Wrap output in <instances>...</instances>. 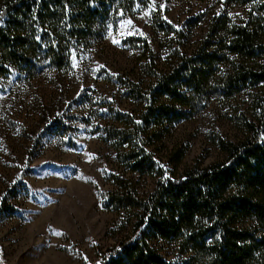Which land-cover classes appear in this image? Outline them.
I'll list each match as a JSON object with an SVG mask.
<instances>
[{
	"label": "trees",
	"instance_id": "1",
	"mask_svg": "<svg viewBox=\"0 0 264 264\" xmlns=\"http://www.w3.org/2000/svg\"><path fill=\"white\" fill-rule=\"evenodd\" d=\"M138 1L0 0V77L30 79L46 64L68 68L75 52ZM225 3L244 14L213 12L190 52L158 62L149 41L130 37L126 44L141 48L138 69L107 75L130 107L101 101V119L90 132L110 152L102 204L130 228L94 264H264V0ZM153 23L165 34L174 31L157 16ZM248 90L254 118L239 141L218 140L221 160L178 171V153L173 170L160 163L157 152L176 123L212 97ZM57 127L62 134L70 128ZM161 241L175 243L185 257L165 258Z\"/></svg>",
	"mask_w": 264,
	"mask_h": 264
},
{
	"label": "rangeland",
	"instance_id": "2",
	"mask_svg": "<svg viewBox=\"0 0 264 264\" xmlns=\"http://www.w3.org/2000/svg\"><path fill=\"white\" fill-rule=\"evenodd\" d=\"M225 4L139 0L101 38L75 52L68 68L46 64L30 79L0 77V264H94L128 232L126 217L102 204L101 193L110 187V152L90 132L101 119V101L130 107L107 75L126 77L138 69L141 48L126 44L130 37L149 41L158 62L190 52L213 12L227 11L233 19L244 14V8ZM154 16L174 31L159 30ZM253 93L212 97L176 123L157 152L160 163L173 170L178 153V171L221 160L218 140L237 142L246 135ZM61 123L69 131L62 134ZM144 185L149 189L150 181ZM159 247L167 259L185 257L173 242Z\"/></svg>",
	"mask_w": 264,
	"mask_h": 264
},
{
	"label": "snow or ice",
	"instance_id": "3",
	"mask_svg": "<svg viewBox=\"0 0 264 264\" xmlns=\"http://www.w3.org/2000/svg\"><path fill=\"white\" fill-rule=\"evenodd\" d=\"M160 7H161V9H163V7H164V5H160ZM219 14V13H218ZM146 15H147V13H146ZM130 23V22H129ZM58 234V233H57Z\"/></svg>",
	"mask_w": 264,
	"mask_h": 264
}]
</instances>
